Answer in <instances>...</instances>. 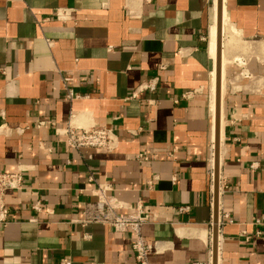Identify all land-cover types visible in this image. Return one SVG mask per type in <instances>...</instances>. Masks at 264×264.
<instances>
[{
	"label": "crops",
	"instance_id": "0c3cea01",
	"mask_svg": "<svg viewBox=\"0 0 264 264\" xmlns=\"http://www.w3.org/2000/svg\"><path fill=\"white\" fill-rule=\"evenodd\" d=\"M222 3L243 46L225 45V65L221 46L216 194L217 0H0V170L26 181L7 196L0 264H140L131 231L79 222L97 183L153 213L149 264H264V0ZM69 124L114 128L119 147L69 148Z\"/></svg>",
	"mask_w": 264,
	"mask_h": 264
},
{
	"label": "built area",
	"instance_id": "2783aa9c",
	"mask_svg": "<svg viewBox=\"0 0 264 264\" xmlns=\"http://www.w3.org/2000/svg\"><path fill=\"white\" fill-rule=\"evenodd\" d=\"M157 84L158 78H152L134 91L131 97H137L139 90L154 91ZM67 96L72 99L79 97L70 88H67ZM47 123L53 122L41 120L38 125L44 126ZM63 133L66 136V145L75 150L94 149L113 152L119 147L117 132L114 128L107 126L95 124L89 128H77L69 124ZM150 155V152L144 151L138 154L137 159L140 162H149ZM23 171V169L16 172L0 170V226L6 227L15 221L12 209L7 202V196L11 192L25 188L26 181ZM89 181H95L92 175H89ZM111 190L110 184L97 183V187L93 191L95 199L84 203L82 218L79 222L83 225L100 223L116 232L131 231L136 259L140 264H149V256L157 250V242H151L146 238L143 227L153 221V213L145 207L142 201L136 203L122 201L111 194ZM32 209L38 212L42 211V202L39 200L33 203ZM188 209L187 206L179 207V211ZM256 222L259 223L260 220H256Z\"/></svg>",
	"mask_w": 264,
	"mask_h": 264
},
{
	"label": "bare ground",
	"instance_id": "6f19581e",
	"mask_svg": "<svg viewBox=\"0 0 264 264\" xmlns=\"http://www.w3.org/2000/svg\"><path fill=\"white\" fill-rule=\"evenodd\" d=\"M217 19H218V0H217V18H216V22H214L212 24L211 28H210L209 51H210L211 57L214 58L216 62H217L218 54L220 55V68L222 69V59H221L222 47L221 46L223 45V64L225 65V61H227V60L225 58L224 47H225V45L227 46L228 44L230 46V45H232L235 42L234 35H232V34L228 35L227 34L228 25H227L225 10H224V13H223V3H222V6H221V28H220V31L218 30ZM219 33H220V36H221L220 51H219V48H218L219 47L218 46ZM222 35H223V37H222ZM227 35L229 36L228 39H226V41H225V39L222 40V38H224ZM236 36H238V35H236ZM225 38H227V37H225ZM222 42H223V44H222ZM225 42H227V43H225ZM233 46H234V44H233ZM221 69H220V72H222ZM220 74L222 76V73H220ZM223 74H224V72H223ZM218 89L219 90L217 91V67H216V68L213 69L212 81H211V92H212L213 100L215 101V121H216V110H217V103H218L217 100H219L218 99V97H219L220 101H221V93H222V95L224 93V75H223V77L220 78V87ZM212 104H213V101H212ZM221 141L222 140H220V142ZM220 144H222V142L219 143V147L217 149V147H216V139H215V145H213V150H212V168H214L213 173L215 175L214 174L213 175H214L215 179H216V177L219 178L218 172H216V170H217V168L219 169V163H217V161H219ZM213 155H214V157H213ZM213 162H214V164H213Z\"/></svg>",
	"mask_w": 264,
	"mask_h": 264
},
{
	"label": "water",
	"instance_id": "95a60500",
	"mask_svg": "<svg viewBox=\"0 0 264 264\" xmlns=\"http://www.w3.org/2000/svg\"><path fill=\"white\" fill-rule=\"evenodd\" d=\"M221 6H222V0H218V19H217V25H218V30L220 31L221 28ZM220 40H221V36L219 33V38H218V48L220 51ZM220 55L218 54V58H217V91L219 90L218 88L220 87V77H221V72H220ZM219 100H217V110H216V135H215V139H216V147L218 149L219 147V139H220V98L218 97ZM217 151V150H216ZM218 163V161H217ZM218 168L216 170V172H218ZM215 190H216V194H218V177H216L215 179ZM218 240V210L216 208L215 211V230H214V251L216 252L217 250V241Z\"/></svg>",
	"mask_w": 264,
	"mask_h": 264
},
{
	"label": "rangeland",
	"instance_id": "374dc122",
	"mask_svg": "<svg viewBox=\"0 0 264 264\" xmlns=\"http://www.w3.org/2000/svg\"><path fill=\"white\" fill-rule=\"evenodd\" d=\"M227 34L230 35V32L228 31ZM228 35L225 36V37H227V38L224 37L225 41H226V39H228V37H229ZM222 37H223V35H222ZM237 38H238V37L236 36V39H237ZM236 39H235V40H236ZM237 41H238V40H237ZM225 43H226V42H225ZM235 43H236V41H235ZM239 43H240V44H239ZM239 43L237 42V43H236L237 45L235 44V46L231 49V51L229 50L230 52H229L228 54L233 55V54H235V53L240 52V51L242 50L243 43H242L241 40H240Z\"/></svg>",
	"mask_w": 264,
	"mask_h": 264
}]
</instances>
